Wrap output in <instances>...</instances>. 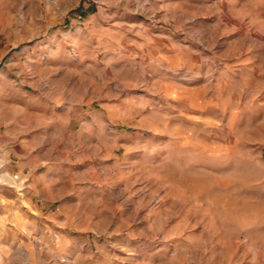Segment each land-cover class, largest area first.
Wrapping results in <instances>:
<instances>
[{"label":"rangeland","instance_id":"1","mask_svg":"<svg viewBox=\"0 0 264 264\" xmlns=\"http://www.w3.org/2000/svg\"><path fill=\"white\" fill-rule=\"evenodd\" d=\"M0 264H264V0H0Z\"/></svg>","mask_w":264,"mask_h":264}]
</instances>
